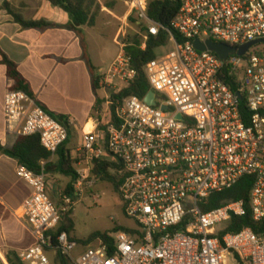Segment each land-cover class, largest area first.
I'll return each instance as SVG.
<instances>
[{"label":"built area","instance_id":"obj_1","mask_svg":"<svg viewBox=\"0 0 264 264\" xmlns=\"http://www.w3.org/2000/svg\"><path fill=\"white\" fill-rule=\"evenodd\" d=\"M125 4L127 17L147 29L144 49L162 26L149 18L148 0ZM172 26L182 42L170 32L173 50L144 68L156 106L137 96L121 102L110 96L104 119L83 132L78 150L73 196L94 185L97 161L116 164L109 172L120 180L123 211L136 228L108 234L111 241L99 237L76 254L79 242L57 234L73 196L67 194L59 208L49 195L46 162L38 173L19 165L17 174L32 193L17 216L35 238L19 255L24 264H62L59 253L68 264H264V235L248 227L227 231L232 218L246 215L243 201L202 209L213 194L251 177L253 219L264 220V0H180ZM197 40L236 49L260 43L222 62L213 52L198 51ZM136 74L123 51L103 83L118 95ZM227 77L235 79L237 92ZM4 117L8 134L39 136L53 156L70 138L68 128L23 91H7Z\"/></svg>","mask_w":264,"mask_h":264},{"label":"crops","instance_id":"obj_2","mask_svg":"<svg viewBox=\"0 0 264 264\" xmlns=\"http://www.w3.org/2000/svg\"><path fill=\"white\" fill-rule=\"evenodd\" d=\"M97 2L100 9L95 12L96 24L78 29L81 40L72 28L69 14L47 0H0L1 145L12 147L18 139L17 135L6 131L4 98L13 82L3 64L4 55L17 65L37 102L49 113L64 118L62 122L69 130V141L74 133L82 141L83 132L91 131L97 121L104 119L106 101L112 93L104 85L102 75L124 51L119 38L125 32L123 26L118 28L120 19L115 11L102 0ZM5 3L25 21H45L55 26L44 30L23 28L4 8ZM86 56L95 67L94 72ZM68 144L66 149L70 150ZM48 163L50 179L59 174L57 157L53 156ZM18 166L17 160L0 153V264H4L2 260L9 264L10 252L20 255L35 244L28 224L17 216L32 193L30 185L19 178ZM55 188L53 181H49L48 190Z\"/></svg>","mask_w":264,"mask_h":264},{"label":"trees","instance_id":"obj_3","mask_svg":"<svg viewBox=\"0 0 264 264\" xmlns=\"http://www.w3.org/2000/svg\"><path fill=\"white\" fill-rule=\"evenodd\" d=\"M53 6L58 7L69 14L72 19L73 26L72 28L80 35L81 40H83L81 31L78 29L84 26L94 27L96 24V11L100 9V6L97 0H47ZM148 16L151 20L161 24L162 28L159 29L158 35H149L146 41V47L143 49L144 38L143 34L147 30H141L137 26V34H128L123 40L122 44L124 45V52L131 59V66L136 70V77L131 82L130 86L120 92L118 95L111 94V98L116 102H121L124 98L129 96H137L140 99H144L149 92L152 90L146 74L144 71L145 66L156 59L157 50L166 47L170 41V32H172L178 42H182L172 26V21L177 15L180 9V0H153L148 1ZM4 8L7 9L15 21L19 23L23 28L26 29H48L52 28L55 25L47 23L45 21L33 22L25 21L23 17L19 14H16L10 7L8 3H5ZM130 20L133 23H136V20L133 16L130 17ZM78 30V31H77ZM86 59L89 63L91 71L94 72L95 67L89 61L88 56ZM3 64L7 67V75L9 79L13 82V90L23 91L34 97L33 90L30 84L23 78L20 74L17 65L9 60L4 55ZM233 77H227L225 82L231 87L235 92L238 91V85L233 81ZM97 81H95V84ZM37 101V100H36ZM42 106V105H41ZM43 107V106H42ZM44 108V107H43ZM45 109V108H44ZM112 114L115 115L114 108H111ZM55 119L63 123V117L56 116L51 114ZM64 124V123H63ZM69 140L58 150L55 157H57L56 170L59 174L71 178V182L67 187L66 193L70 196H73L74 193V184L78 181L79 176L75 169V165L80 161L81 154L78 152V157L73 158L71 151L66 149V145ZM0 153L3 155L15 159L18 161L19 165L25 166L29 170L38 173L41 170V164L46 162V171L49 172V161L53 157V154L47 151L41 144L39 136H20L18 137L16 143L12 147H5L0 144ZM118 167L116 164H111L108 162H99L97 161L93 167V176L99 180H108L110 181L115 189L118 192L120 185V180L110 174L109 168ZM254 187V180L251 177H246L242 179L238 184H236L231 189L225 190L220 193L213 194L208 199L207 203L202 206L204 212H208L217 208H220L231 202L243 201L245 204L246 215L244 217H234L232 218L230 225L227 231L237 232L243 228H251L257 235H264V220L256 222L253 219L251 204H250V195ZM74 225L72 220L66 216L64 222L58 228L57 234L61 232H66L75 240L71 234L73 232ZM119 231L116 229L114 232ZM113 232V233H114ZM103 238L106 241H111L108 234H98L92 237L91 240L97 238ZM56 235L54 236L52 243L53 246H56ZM83 244H89L91 241L80 242ZM57 259L62 262V264H68L65 257L60 253L57 256ZM7 261L9 264H24L19 255L10 252L7 255Z\"/></svg>","mask_w":264,"mask_h":264},{"label":"rangeland","instance_id":"obj_4","mask_svg":"<svg viewBox=\"0 0 264 264\" xmlns=\"http://www.w3.org/2000/svg\"><path fill=\"white\" fill-rule=\"evenodd\" d=\"M102 1L104 4L110 6L119 17L120 20H118L117 23L118 28L124 27L123 31L125 35L119 38L120 43H123L122 40L128 34H137L138 30L136 23H133L130 17L124 20L129 12V7L125 4V0ZM173 47L172 42L169 41L166 47L157 50V56L162 57L168 54L173 50ZM107 87L110 88L109 86ZM110 90L112 93L113 90L111 88ZM68 143L72 157L77 158L78 150L82 146L81 139L74 133ZM75 169L76 171L79 169L77 165H75ZM91 177L94 181V185L92 187L84 185L82 187V193H79L78 196H73V199H71L73 202L71 211L66 215L72 220L74 225L71 236L80 244V247L76 249V254H79L82 251L81 248L86 246V244L80 242L91 241L92 244H95L94 240H91L95 235L113 234L116 229L124 230L136 228V224L126 218L121 200L114 185L108 180L96 179L93 174ZM51 180L56 188L54 190L49 189L50 198L55 205L59 208H63L66 206L64 197L67 196V184L71 182V178L57 174L55 177H50L49 181ZM63 222L64 219L62 223Z\"/></svg>","mask_w":264,"mask_h":264},{"label":"water","instance_id":"obj_5","mask_svg":"<svg viewBox=\"0 0 264 264\" xmlns=\"http://www.w3.org/2000/svg\"><path fill=\"white\" fill-rule=\"evenodd\" d=\"M258 43L260 42H252L242 46L239 49H236L222 43H215L210 40L206 41L205 43L197 40L194 42V47L201 52H213L219 57L222 62H226L230 54L238 53L239 56H244L253 45ZM155 98V93L153 91H150L149 94L144 98V101L149 106H156ZM163 110L166 111L168 110V108L166 106H163ZM177 118L182 119V116L178 115Z\"/></svg>","mask_w":264,"mask_h":264}]
</instances>
